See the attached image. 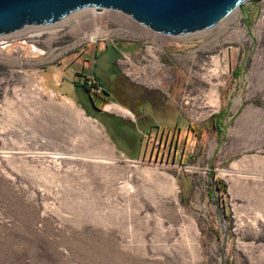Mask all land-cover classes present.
<instances>
[{
	"label": "rangeland",
	"instance_id": "obj_1",
	"mask_svg": "<svg viewBox=\"0 0 264 264\" xmlns=\"http://www.w3.org/2000/svg\"><path fill=\"white\" fill-rule=\"evenodd\" d=\"M233 11L168 35L87 7L0 36V264H264V148L241 151L210 125L218 108L231 128L243 105L264 103V0ZM29 43L49 55L34 61L43 55ZM84 57L113 100L180 131L176 153L158 147L156 128L125 127V144L96 120L109 127L107 115L51 94L46 85L90 105L83 89L43 78L58 63L55 82L72 78L65 66Z\"/></svg>",
	"mask_w": 264,
	"mask_h": 264
},
{
	"label": "water",
	"instance_id": "obj_2",
	"mask_svg": "<svg viewBox=\"0 0 264 264\" xmlns=\"http://www.w3.org/2000/svg\"><path fill=\"white\" fill-rule=\"evenodd\" d=\"M245 1L248 0H0V36L29 25L57 23L87 7L119 10L155 32L181 35L217 24ZM29 46L45 54L33 43Z\"/></svg>",
	"mask_w": 264,
	"mask_h": 264
},
{
	"label": "crops",
	"instance_id": "obj_3",
	"mask_svg": "<svg viewBox=\"0 0 264 264\" xmlns=\"http://www.w3.org/2000/svg\"><path fill=\"white\" fill-rule=\"evenodd\" d=\"M42 55V54H40ZM43 54V56L41 58H33L34 61H39L41 59H43L45 56L49 55V52H47V55ZM89 61H83L81 62V60L74 62L73 66H65V70L66 71H72V78L69 76H65L62 79V82H55L56 80V76H57V70H59V63L56 64H50L48 66L44 67V71H43V76L44 74H47L48 77H50V79L53 81L54 84H56L57 86L61 87L62 84H66V85H70L74 91L75 89H82L81 88V80L82 78L86 75V73L84 72V67L85 65L88 67L89 75H96L95 73V65L94 64H89ZM114 74V71H110L109 72V79L110 77H112V75ZM88 75V74H87ZM45 79V76L43 77ZM100 81V79H98ZM45 83V81H44ZM105 84H106V94H105V99L112 102V105H115L117 107H119L120 109H126L130 111L131 114V118L129 123H131L133 126H135L137 128L138 131L141 132H146L149 133L151 132V130L153 129H157V118L154 119V117H152V115L150 114V112H148V106L145 105V107L142 109H140V113L137 115L139 116L138 119L136 120L137 116L135 115V111L134 109L129 105H126L125 103L121 102L118 99H112L113 93L110 89H107V82L105 80ZM47 89L51 92V94L58 92L61 96H64L65 99H67L69 102H71L72 104H76L80 107H83L85 110L88 109L90 111L89 114L91 116H93L94 118H96L94 116V112H98L94 109L91 108V99L89 97V95L87 94L88 98H89V102L90 105L85 106L83 105V103H81L77 97L76 92L74 93L75 97H71L70 95L66 94V93H62L59 89H55L49 85H46ZM106 104V102H105ZM251 105H249V107H246L245 105H243L240 109V112L235 116L234 118V123H233V127L230 128V125L228 124V120L231 117V115L228 113V110L226 109H220L218 108L217 110H214V113L212 115V118L210 120V125H211V129L213 132H218L220 134V139L225 137V138H233V140L237 141V148L241 149V151L244 150H251V149H259V148H264V103L262 101H254L253 103H250ZM107 105L102 104L101 108H100V112L98 113H102V114H110L113 115L115 117L118 118L119 116V112L120 111H116L115 108L114 110H109L106 108ZM93 110V111H92ZM96 120L100 123V125L104 128V130H111L112 132H118L121 135L122 134V138H120V136L118 134H116V140L120 139L121 142L125 143V139H130L133 141L132 137L130 136L132 134H130L129 131H125V125H123V123L118 122V121H113L111 119L110 121V126L108 127L107 125H105L104 123L100 122L97 118ZM140 128V130H139ZM126 136V137H125ZM242 137V139H241ZM113 137H110V140L113 141V139H115ZM234 142V141H233ZM137 145L136 146H140L139 141L136 142ZM126 144V143H125Z\"/></svg>",
	"mask_w": 264,
	"mask_h": 264
},
{
	"label": "flooded vegetation",
	"instance_id": "obj_4",
	"mask_svg": "<svg viewBox=\"0 0 264 264\" xmlns=\"http://www.w3.org/2000/svg\"><path fill=\"white\" fill-rule=\"evenodd\" d=\"M92 43L94 45H97V41L94 40L92 41ZM109 47H112L115 51L116 54L112 60V64H116L115 59H117V50L116 47L113 45V43L111 44V46H108L107 44L104 45L103 50H107ZM94 51V55H96V48L93 50ZM81 56V55H80ZM89 59L87 57H84V61H88ZM101 84V82L98 80V78L96 77V75H85L82 80H81V88L89 95L90 99H91V108L100 112V108H101V104L103 102H108V100L105 99V94H106V88L103 86L101 91H98V85ZM101 102V104H99ZM105 115H107L110 119H112L113 121H118V122H122L124 123L123 125H125V127H131V123H125L124 120H120L117 117L107 114L105 113ZM133 126V125H132ZM188 129V128H187ZM132 134V133H130ZM133 136V135H130ZM180 136V131H178L175 127L174 128H170L169 130L166 129H160L157 125V133L156 135H154V139H158V147L160 146H167L169 150L173 151V153H176L177 151V147H178V139ZM125 143L126 144H131L132 140L130 139H125Z\"/></svg>",
	"mask_w": 264,
	"mask_h": 264
},
{
	"label": "bare ground",
	"instance_id": "obj_5",
	"mask_svg": "<svg viewBox=\"0 0 264 264\" xmlns=\"http://www.w3.org/2000/svg\"><path fill=\"white\" fill-rule=\"evenodd\" d=\"M237 9V8H236ZM234 12V11H233ZM79 14H81V12H79V13H76V14H74L73 15V17L74 16H77V15H79ZM222 61V60H221ZM224 70V69H223ZM226 72V71H225ZM220 73H221V70H220V59L217 57V59H215V67H213V69H211V70H209V74H208V76H207V81L209 82V83H212L211 82V79L212 78H217V77H219L220 76ZM214 80V79H213ZM215 82V81H214ZM218 83H219V81H218ZM213 86V85H212ZM102 85H98V91H101L102 90ZM215 95V91L212 89L211 91H209V98H211V97H213Z\"/></svg>",
	"mask_w": 264,
	"mask_h": 264
},
{
	"label": "trees",
	"instance_id": "obj_6",
	"mask_svg": "<svg viewBox=\"0 0 264 264\" xmlns=\"http://www.w3.org/2000/svg\"><path fill=\"white\" fill-rule=\"evenodd\" d=\"M101 85V84H100Z\"/></svg>",
	"mask_w": 264,
	"mask_h": 264
}]
</instances>
